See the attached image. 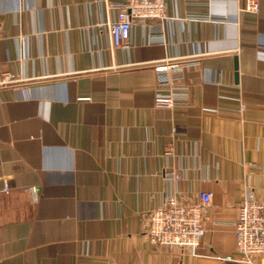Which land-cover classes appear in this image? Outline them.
<instances>
[{
	"label": "crops",
	"instance_id": "0c3cea01",
	"mask_svg": "<svg viewBox=\"0 0 264 264\" xmlns=\"http://www.w3.org/2000/svg\"><path fill=\"white\" fill-rule=\"evenodd\" d=\"M257 3L165 0L166 19L113 47L104 0H0V74L16 79L0 84V264H234L237 205L264 196ZM193 55L177 82L188 101L156 107L155 64ZM202 190L194 250L145 237L152 208Z\"/></svg>",
	"mask_w": 264,
	"mask_h": 264
},
{
	"label": "built area",
	"instance_id": "2783aa9c",
	"mask_svg": "<svg viewBox=\"0 0 264 264\" xmlns=\"http://www.w3.org/2000/svg\"><path fill=\"white\" fill-rule=\"evenodd\" d=\"M107 9L116 10V18L107 23V30L113 47H126L131 29L137 22L166 19L165 0H104ZM257 0H246L244 10L257 11ZM209 20L224 22L225 15H209ZM161 27V24H160ZM151 32L156 28L153 26ZM153 32H157L156 30ZM149 38V37H148ZM167 58L155 64L157 83L154 91L156 107L173 108L177 103L187 102L189 87L178 85L183 71L188 66L197 65L195 58ZM16 81L12 74H0V84ZM245 104L240 102L239 113ZM171 147H165V154H171ZM168 178L179 177L175 172H167ZM9 190L5 182L2 191ZM212 193L202 190L196 199L177 200L169 195L164 202L148 212L145 237L153 244L170 248L194 250L205 233V209L211 203ZM235 235V251L222 259L234 264H264L256 257L264 255V196L247 193L237 205L236 217L232 221Z\"/></svg>",
	"mask_w": 264,
	"mask_h": 264
},
{
	"label": "water",
	"instance_id": "95a60500",
	"mask_svg": "<svg viewBox=\"0 0 264 264\" xmlns=\"http://www.w3.org/2000/svg\"><path fill=\"white\" fill-rule=\"evenodd\" d=\"M236 75H237V74L235 73V77H236Z\"/></svg>",
	"mask_w": 264,
	"mask_h": 264
}]
</instances>
